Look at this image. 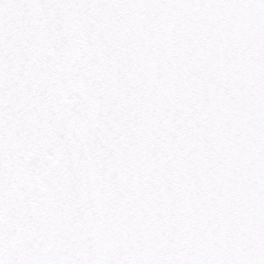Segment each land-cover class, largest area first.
Here are the masks:
<instances>
[{"label":"snow or ice","instance_id":"6c2138e0","mask_svg":"<svg viewBox=\"0 0 264 264\" xmlns=\"http://www.w3.org/2000/svg\"><path fill=\"white\" fill-rule=\"evenodd\" d=\"M0 264H264V0H0Z\"/></svg>","mask_w":264,"mask_h":264}]
</instances>
